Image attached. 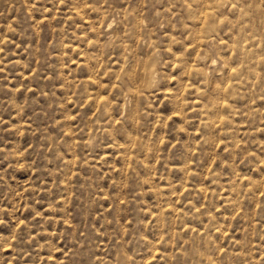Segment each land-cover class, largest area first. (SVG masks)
<instances>
[{
  "label": "rangeland",
  "instance_id": "1",
  "mask_svg": "<svg viewBox=\"0 0 264 264\" xmlns=\"http://www.w3.org/2000/svg\"><path fill=\"white\" fill-rule=\"evenodd\" d=\"M0 264H264V0H0Z\"/></svg>",
  "mask_w": 264,
  "mask_h": 264
}]
</instances>
